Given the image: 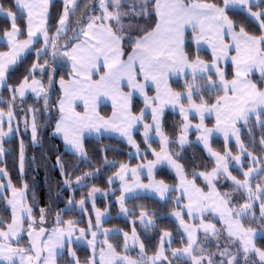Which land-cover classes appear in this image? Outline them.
Here are the masks:
<instances>
[{
	"label": "rangeland",
	"instance_id": "obj_1",
	"mask_svg": "<svg viewBox=\"0 0 264 264\" xmlns=\"http://www.w3.org/2000/svg\"><path fill=\"white\" fill-rule=\"evenodd\" d=\"M55 1L18 0V9L26 16L25 37H22V31L16 23L17 16L0 6V16L10 19L12 23L11 29L0 35V91L7 84L9 71L30 52L35 51L38 56L31 74H49L46 76L48 82L45 81V76L25 79L12 92L8 111L1 108L3 99L0 95V158H3L5 153L4 143L16 134L20 136L14 102L25 100L29 96H44L54 81V65L61 62L65 69L68 65L69 76L57 77L55 83L61 98L53 135L63 141L68 152L80 159H87L86 139L114 136L127 143L131 147L132 157L137 159L135 165H122L110 178V182L118 184L122 192L117 200L121 217H127L125 203L128 199L152 196L166 200L169 192L176 190L185 198L186 204L184 210L173 212L171 217L176 220L189 243L187 247L173 251L176 256L191 260L193 264H235L237 259L250 261L253 258H258L264 263V252L256 246V239L264 235V229L254 231L243 226L239 217L246 213V210L242 209L238 202L242 189L252 193L249 188L250 180L261 171V167L249 171H243L242 167L240 171L247 180L239 182L230 173L231 161L211 147L212 140L219 138L225 142L228 149L232 142L237 148L243 149L240 125L246 124L253 116L264 114V86L260 85L262 82L264 84V0H187L192 12L201 14L206 20L202 22L200 32L194 29L190 31L192 41L197 51L210 53L212 61L208 62L198 56L190 58L185 52L184 66L190 70L183 79L188 75L195 80L213 74L215 81H209L211 89L223 90L224 94L207 103L194 98L196 95H202L201 91L194 94L190 88L189 92L181 93L171 88L172 93L164 91L153 102L146 101L139 114H135L127 104V96L116 101L109 99L103 103H99V97L96 95L97 99L93 98L94 94L89 93L88 85L81 81L79 73L73 67L69 58L70 48L60 49L64 55H61V58L56 57L59 38L67 34L70 17L80 0H60L64 2V13L55 33L50 34V8ZM100 8L101 14L93 16V19L97 20L100 26L110 27L112 14L109 0H101ZM230 10L246 12L259 25L260 35L251 34L243 27L237 28L229 15ZM82 33L77 34L81 36ZM77 34H74V37H78ZM40 41L41 46L36 49L35 46ZM3 45L6 46L4 50ZM138 49H142L141 45ZM141 54L143 56L144 52ZM42 55H46L48 59L39 63ZM48 55H53L55 59L50 61ZM230 66L232 77L228 78ZM143 69V84L146 85V75H150L144 67ZM131 88L128 86V89L123 90L131 93ZM101 97L105 98L104 95ZM168 111L177 112L185 122L177 142L180 147L184 148L189 143L190 135L195 133V142L217 165L209 173L196 174L207 185L206 190L199 188L195 181L186 175L184 168L172 153L171 141L163 131V118ZM30 120V127L27 129L30 128L31 134L35 135L34 117ZM142 143L145 144L144 147ZM156 146H159L158 150ZM147 153H151L152 157H147ZM228 155L240 166L244 159L250 156L243 153L234 157L230 150ZM24 161L22 154L21 171L24 170ZM162 168L172 171L179 183L172 186L158 180L156 175ZM223 179H228L234 184L237 192L235 200L238 196L236 201L231 202L230 194L222 193L218 189L217 183ZM5 188L10 189L7 204L12 211V220L5 229H0V264H58V259L63 253H68L74 260L75 247H86L89 250V261L83 264H145V261L148 262L146 264H157L165 259L168 245L174 238L171 233H164L159 253L146 257L137 234L125 235V251L119 252L108 237L121 233L120 230L104 227V222L110 217L109 211L100 210L95 206L88 210L85 201L79 208L86 213L87 227L81 228L74 222H68L63 228L48 231L39 228L42 223L33 216L27 202L26 189L11 188L7 175L0 170L1 194ZM262 190L258 187V193ZM231 196L234 198L233 194ZM213 218L220 223L212 221ZM140 222L146 226H152L154 223L146 214L140 218ZM24 236L28 238V245H17ZM133 250L137 257L129 254ZM204 252H208L207 255Z\"/></svg>",
	"mask_w": 264,
	"mask_h": 264
},
{
	"label": "trees",
	"instance_id": "obj_2",
	"mask_svg": "<svg viewBox=\"0 0 264 264\" xmlns=\"http://www.w3.org/2000/svg\"><path fill=\"white\" fill-rule=\"evenodd\" d=\"M100 1L80 0L78 7L70 17L67 34L59 38L56 57L60 56L61 58V55L64 54L59 50L70 48L81 37L77 33L83 32L85 25L93 19V16L101 14ZM214 1L217 2V0ZM17 2L18 0H0V6L3 10L17 16L16 23L22 31V37H25L26 16L18 9ZM156 3L157 0H109L110 12L113 15L110 29L121 41L125 57L133 52L140 39L156 28L158 23ZM64 8L63 1L56 0L52 4L49 16L50 34L55 33L63 16ZM229 15L235 21L237 28L243 27L251 34L260 35L259 25L246 12L230 10ZM11 27V20L0 16V35H4ZM74 34H77L78 37H74ZM70 37L71 39H69ZM40 46L41 41L35 47L38 49ZM2 49H6V46L3 45ZM185 52L190 58L198 56L208 62L212 61L210 53L197 51L190 32L187 33ZM36 55L35 51L30 52L9 71L7 84L0 91L3 110H10L9 102L12 92L25 79L45 76V81L48 82L46 79L48 73L46 75L39 72L31 74L38 57ZM40 57L39 63L48 59L46 55ZM49 59L53 61L55 57L50 55ZM54 66L56 69H54V72L56 71L54 81L44 96L40 98L29 96L25 100L14 102L16 120L20 125V136L16 134L4 143L5 153L3 158H0V170L7 175L11 188L26 189L27 202L32 209L33 216L42 223L39 228L50 231L63 228L68 222H74L81 228L87 227L86 213L79 208L85 201L88 210L95 206L100 210L109 211L110 217L104 222V227L120 230L121 233L108 237V240L119 252L125 251V235L136 233L143 245L144 255L146 257L155 256L159 253L164 233L168 232L174 238L168 245L165 259L157 264H193L191 260L178 257L173 252L183 249L189 244L178 223L171 217L173 212L184 210L186 204L185 198L176 190L170 191L166 200L152 196H137L128 199L125 203L127 217L120 216L117 200L122 192L118 184L110 182V178L122 165L137 163V159L132 157L131 147L127 143L114 136L86 139L87 159H80L68 152L63 141L53 135L59 117L58 103L61 98L55 83L57 77L69 76L68 65H66V69L61 65V62ZM231 71L232 67L230 66L228 67V78L232 77ZM210 80L215 81L213 74L195 80L188 75L185 79L172 78L170 87L173 91L181 93L189 92L190 88L193 89L194 94L196 91H201L202 95H196L194 98L199 102L209 103L224 94L223 90L211 89ZM260 85L264 86L263 82ZM143 107L144 103L140 99H134L132 110L135 114H139ZM33 117L36 126L35 135L31 134L30 128L27 129L30 127V118ZM24 124L27 126L25 127ZM184 124L180 114L168 111L163 118V131L170 139L172 153L184 168L186 175L193 179L199 188L206 190L207 185L196 174L209 173L217 165L207 152L195 142L197 136L195 133L190 135L189 143L184 148L180 147L177 142L182 135ZM240 129L243 149L237 148L233 142L228 149L225 142L219 138L212 140L211 147L231 161L230 173L239 182L247 180V177L240 171L242 167L243 171L261 167V171L250 180L249 188L252 193H248L247 189H242L239 195L237 194L238 202L242 209L246 210V213L239 217L241 223L248 230L259 231L264 229V114L251 117L246 124L240 125ZM1 132L0 125V142ZM144 146L145 144L142 143V147ZM156 147L158 150L159 146ZM229 150L234 157L243 153L250 156H247L240 166L235 164L232 156L228 155ZM22 154L25 158L23 171H21ZM147 157L151 158L152 154L147 153ZM156 177L168 185L173 186L179 183L176 175L167 168L160 169ZM2 179L5 178L2 177ZM217 187L222 193L230 194L231 202L237 200H235L237 192L234 189V184L230 183L228 179L219 181ZM258 187L263 189L260 193H258ZM9 190V188H5L4 193H0V229H5L12 220V211L7 204ZM232 194L234 198L231 196ZM90 214L93 216L92 211ZM144 214L154 221L152 226H146L140 222V218ZM185 217L188 218L187 214ZM212 221L220 223L215 218ZM27 242L28 238L24 236L17 245L26 246ZM256 246L264 252V235L257 237ZM75 251L74 260L68 253H63L58 259V264H83L89 261V250L86 247H75ZM129 254L137 257L134 250ZM141 258L143 259L142 256ZM235 264L264 263L258 258H253L250 261L237 259Z\"/></svg>",
	"mask_w": 264,
	"mask_h": 264
},
{
	"label": "crops",
	"instance_id": "obj_3",
	"mask_svg": "<svg viewBox=\"0 0 264 264\" xmlns=\"http://www.w3.org/2000/svg\"><path fill=\"white\" fill-rule=\"evenodd\" d=\"M156 12V28L137 42L127 60L121 41L110 27L100 26L94 19L85 25L80 39L70 47L69 58L78 77L88 85L93 98L103 99L98 98L99 103L126 96L131 108L136 98L144 104L153 102L164 91L172 93L169 86L172 78L183 79L188 74L190 68L184 66L187 33L192 29L200 32L206 20L201 14H194L186 0H157ZM143 67L150 75H146V85L141 73ZM128 86L133 89L131 93L123 90Z\"/></svg>",
	"mask_w": 264,
	"mask_h": 264
}]
</instances>
